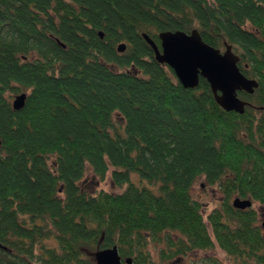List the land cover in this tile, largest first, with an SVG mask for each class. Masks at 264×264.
<instances>
[{
    "label": "trees",
    "instance_id": "16d2710c",
    "mask_svg": "<svg viewBox=\"0 0 264 264\" xmlns=\"http://www.w3.org/2000/svg\"><path fill=\"white\" fill-rule=\"evenodd\" d=\"M194 30L259 82L244 114L203 78L184 88L143 37ZM0 142V264H96L114 247L134 264L215 248L264 264L257 211L233 206L264 209V0H0ZM88 168L122 191H84ZM200 178L223 195L207 218Z\"/></svg>",
    "mask_w": 264,
    "mask_h": 264
},
{
    "label": "water",
    "instance_id": "95a60500",
    "mask_svg": "<svg viewBox=\"0 0 264 264\" xmlns=\"http://www.w3.org/2000/svg\"><path fill=\"white\" fill-rule=\"evenodd\" d=\"M143 37L153 48L157 61L174 70L184 88H198L203 78L210 84L216 102L225 111L244 114L246 107L251 105L240 98L239 93L253 95L259 88V82L242 73L240 57L233 46L226 43L224 51L214 48L203 41L198 30L190 34L182 31L163 32L160 34L161 48L149 35L143 34ZM126 49V44L119 47L122 53ZM26 100L27 94L17 95L13 102L14 109L22 110ZM253 204L251 199L236 198L233 201V206L243 211L253 207ZM262 229L264 231V221ZM94 260L96 264H134L132 259L123 260L117 247L98 250Z\"/></svg>",
    "mask_w": 264,
    "mask_h": 264
},
{
    "label": "rangeland",
    "instance_id": "374dc122",
    "mask_svg": "<svg viewBox=\"0 0 264 264\" xmlns=\"http://www.w3.org/2000/svg\"><path fill=\"white\" fill-rule=\"evenodd\" d=\"M116 118L119 123H121L122 125L124 124V120L123 118H121L119 114L116 115ZM80 185L84 191L90 194H94L99 191H106L109 193H120L122 191L120 188H118L114 184L111 172L107 175V178L105 180H101L99 177L95 175V173L92 171L91 168H88L86 176L81 181ZM192 193H193L194 198L198 202L201 203L203 207V212L206 218L214 210L219 209L221 207L223 195L221 193L219 186L209 185L204 178H200L196 182ZM253 208L257 211L258 219H259L258 223L262 227V224L264 221V209L257 202H254ZM153 257H154L155 262H159V258L157 254L153 253ZM210 257L217 258L218 260L226 264L230 263L228 256L221 249L215 248V250H212V251L200 252V253L191 255L190 257L182 261H173V262H168L166 264H190L192 261H197L200 259H205V258H210Z\"/></svg>",
    "mask_w": 264,
    "mask_h": 264
}]
</instances>
